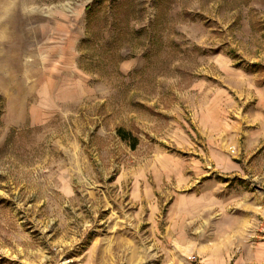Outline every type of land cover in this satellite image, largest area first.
Returning <instances> with one entry per match:
<instances>
[{
  "label": "rangeland",
  "instance_id": "obj_1",
  "mask_svg": "<svg viewBox=\"0 0 264 264\" xmlns=\"http://www.w3.org/2000/svg\"><path fill=\"white\" fill-rule=\"evenodd\" d=\"M171 158L207 170L150 219L133 183ZM202 181L264 241V0H0V264H148Z\"/></svg>",
  "mask_w": 264,
  "mask_h": 264
},
{
  "label": "crops",
  "instance_id": "obj_2",
  "mask_svg": "<svg viewBox=\"0 0 264 264\" xmlns=\"http://www.w3.org/2000/svg\"><path fill=\"white\" fill-rule=\"evenodd\" d=\"M190 162L192 175L183 174L182 159H160L151 168L152 181L147 174L134 181L132 198L142 200L140 210L143 214H147L150 219L157 216L158 207L150 204L149 200L163 184L166 176L174 175L177 182L184 186L193 179V175H203L204 170H207L198 159ZM211 163L223 171L241 170L240 164L223 153H212ZM172 164L174 169H169ZM207 183L202 181L195 190L179 192L175 196L168 210L165 232L161 237H157L159 223L147 220L146 225L151 236L149 238L152 241L148 245L156 250L146 255L147 260L151 259L148 264H264V241L253 240L241 233L243 227L239 223L240 217L230 212L227 194L211 188ZM193 230L197 237H194ZM192 256H196L195 261L191 260ZM83 264L97 263L88 259Z\"/></svg>",
  "mask_w": 264,
  "mask_h": 264
},
{
  "label": "trees",
  "instance_id": "obj_3",
  "mask_svg": "<svg viewBox=\"0 0 264 264\" xmlns=\"http://www.w3.org/2000/svg\"><path fill=\"white\" fill-rule=\"evenodd\" d=\"M117 133L119 137L127 142L131 148L134 149V147L137 145L138 140L131 135V133L124 128H118Z\"/></svg>",
  "mask_w": 264,
  "mask_h": 264
},
{
  "label": "built area",
  "instance_id": "obj_4",
  "mask_svg": "<svg viewBox=\"0 0 264 264\" xmlns=\"http://www.w3.org/2000/svg\"><path fill=\"white\" fill-rule=\"evenodd\" d=\"M191 260L195 261L196 260V256H192Z\"/></svg>",
  "mask_w": 264,
  "mask_h": 264
}]
</instances>
